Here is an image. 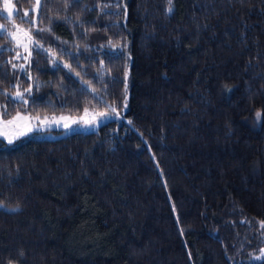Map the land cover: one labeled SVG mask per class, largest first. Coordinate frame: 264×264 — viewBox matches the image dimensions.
Here are the masks:
<instances>
[{
    "label": "trees",
    "instance_id": "1",
    "mask_svg": "<svg viewBox=\"0 0 264 264\" xmlns=\"http://www.w3.org/2000/svg\"><path fill=\"white\" fill-rule=\"evenodd\" d=\"M12 6L0 119L116 115L0 139V264H264V0Z\"/></svg>",
    "mask_w": 264,
    "mask_h": 264
},
{
    "label": "rangeland",
    "instance_id": "2",
    "mask_svg": "<svg viewBox=\"0 0 264 264\" xmlns=\"http://www.w3.org/2000/svg\"><path fill=\"white\" fill-rule=\"evenodd\" d=\"M34 1V6L31 9L32 14H36L38 8L37 0ZM5 4L9 7L5 8ZM14 9L12 6V0H1L0 16H2L7 22V29L1 27V31L8 32V37L15 44V59L20 63L19 68H23L28 61L30 50L34 46L29 33L13 24L11 17L14 15ZM10 13L12 15H10ZM109 114V115H108ZM115 111L111 113H105L97 115L90 111H84L80 116L68 117V116H47V117H30L21 114L13 116L11 119H0V139L9 142L28 135L30 133H41L44 131L61 130L64 133L77 131L88 132L94 130L98 125L103 123L106 117H115ZM12 121V123H7ZM31 128V131L28 129ZM23 133V134H21Z\"/></svg>",
    "mask_w": 264,
    "mask_h": 264
},
{
    "label": "snow or ice",
    "instance_id": "3",
    "mask_svg": "<svg viewBox=\"0 0 264 264\" xmlns=\"http://www.w3.org/2000/svg\"><path fill=\"white\" fill-rule=\"evenodd\" d=\"M37 2L39 3V0H37ZM169 3H171V0H169ZM8 7H9V5L5 4V8H8ZM169 11H171V8L169 9ZM10 15H12V14L10 13ZM25 16H27V12H25ZM229 91H230V89H229ZM16 95H17V97H19L20 93H17ZM113 111H115V109H113ZM256 116L258 119L264 118V114H262L261 112H257ZM7 123H12V121H7ZM28 131H31V128H29ZM21 134H23V133H21ZM9 143H12L11 139H9ZM0 207H3V205L0 204ZM261 227L264 228V223L261 224ZM261 251H262V255H264V250H261ZM257 258H259V257H257Z\"/></svg>",
    "mask_w": 264,
    "mask_h": 264
}]
</instances>
